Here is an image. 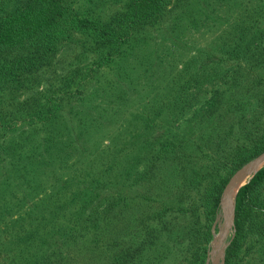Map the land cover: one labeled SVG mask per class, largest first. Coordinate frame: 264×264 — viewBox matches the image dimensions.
Wrapping results in <instances>:
<instances>
[{"label":"rangeland","instance_id":"rangeland-1","mask_svg":"<svg viewBox=\"0 0 264 264\" xmlns=\"http://www.w3.org/2000/svg\"><path fill=\"white\" fill-rule=\"evenodd\" d=\"M128 1L66 0V16L70 24L81 17L113 26ZM23 2L0 0V17ZM113 45L71 30L44 66L0 78V217L5 221L0 218L5 229L0 237L14 233L19 217L36 215L45 201L79 202L86 195L77 200L76 195L103 185L105 177L123 176L133 165L134 173L147 157L163 158L159 147L166 140L177 147L169 157L185 171L230 179L237 171L230 168L231 158L264 132V0H173L119 47ZM12 56L0 57V63ZM40 109L57 111L59 119L32 120ZM39 157L55 163L40 165ZM157 171L161 181L152 187L165 200L177 169ZM125 191L132 196L137 189ZM176 199L167 200L168 206ZM153 211L145 201L128 202L109 228L123 229L119 240L129 242L132 221L147 222ZM69 213L64 224L73 220L74 210ZM77 219L72 231L79 232L67 241V264H110L114 249L104 245L110 236L92 241V226ZM165 219L164 236L146 245L141 262L132 264H188L187 215L173 211ZM224 224L219 202L204 264H212V243ZM232 233L229 229L223 244ZM6 244L0 243V264L35 260L37 250L20 258ZM238 264H264V239L248 240Z\"/></svg>","mask_w":264,"mask_h":264},{"label":"trees","instance_id":"trees-1","mask_svg":"<svg viewBox=\"0 0 264 264\" xmlns=\"http://www.w3.org/2000/svg\"><path fill=\"white\" fill-rule=\"evenodd\" d=\"M172 1L129 0L113 26H103L81 17H75L70 24L66 16V0H24L15 10L0 17V57L14 54L13 58L0 63V78L22 77L34 72L33 68L44 66L48 62V55L56 51L71 30L95 35L102 44L116 43L113 46L119 47L122 40L127 39L138 27L158 17ZM174 1L179 3L182 0ZM58 115L53 109H40L31 118L45 124L58 120ZM159 148V153H164L163 158L147 157L142 169L136 168L134 173L133 165L123 176L118 173L114 177H105L103 185L97 183L96 187H87L83 194L76 195V200L86 195L79 202L71 200L64 206H53L51 202L45 201L39 205L41 208L36 215L19 217L21 223L16 231L9 233V236L0 237V243L6 242L7 249L20 258L37 250L35 260L26 264H67L70 256L67 241L71 240L69 238L74 233L79 232L72 231L79 218L92 226V241L102 242L103 237L110 236L105 239L104 244L109 250L114 249L110 264L140 263V254L146 245H152L153 241L164 236L161 234L162 225L167 226L164 220H167V216L171 218L172 212L176 211L183 216L187 215L189 221V226L184 231L189 238L188 264H204L211 238V223L229 177L216 179L199 169L185 171L183 166H177V160L169 157L170 153L177 151L175 143L170 140H166ZM262 152L264 132L257 136L249 148L238 151L231 158V170L235 172ZM45 153L51 154L47 150ZM40 158L42 157L38 159L40 165L50 167L55 163L48 157ZM162 167L177 169L176 182L166 186L168 195L165 200L152 187L161 181L157 170ZM51 170L52 168L48 171ZM127 186L136 188V193L132 196L126 195L127 191L121 193ZM175 196L178 197L177 204L168 206L166 201ZM131 201L150 203L155 211L147 222L146 219L141 222L134 219L128 229L131 233L130 241H120L119 236L125 231L109 227L116 221L118 209H126ZM73 210V220L64 224L62 219L71 216L69 212ZM0 218L5 223L4 217ZM103 225L107 227H102ZM233 229L234 235L225 250L224 264H238L248 240L264 239V168L238 190L234 202ZM4 232L5 229L0 227V234ZM167 232L172 244V230ZM79 237L72 239L77 240ZM93 246L98 249L99 245ZM1 254L0 251V257Z\"/></svg>","mask_w":264,"mask_h":264},{"label":"water","instance_id":"water-1","mask_svg":"<svg viewBox=\"0 0 264 264\" xmlns=\"http://www.w3.org/2000/svg\"><path fill=\"white\" fill-rule=\"evenodd\" d=\"M261 165H264V152H262L259 156H257L252 162L237 170L232 175L227 185L225 186L220 200V207L225 218V224L222 230L223 238H225L229 229H231L233 232L232 237L234 235V229H233L234 202L238 190L242 186L247 184L258 171L262 170V167L259 168ZM244 178H249V181L244 185H242L241 187H239L237 191H235L234 189L236 184ZM227 246L228 244L225 245L223 244V241L221 242L219 249L212 256V264H218L219 259H221V262L223 264L225 249Z\"/></svg>","mask_w":264,"mask_h":264},{"label":"bare ground","instance_id":"bare-ground-1","mask_svg":"<svg viewBox=\"0 0 264 264\" xmlns=\"http://www.w3.org/2000/svg\"><path fill=\"white\" fill-rule=\"evenodd\" d=\"M264 165H261L259 168H261V167H263ZM248 179L249 178H244V179H242V180H240L237 184H236V186H235V191H237L238 190V188L239 187H241L242 185H244L247 181H248ZM223 241V234H222V231H220V233L219 234H217L216 236H215V238H214V241H213V252H216L218 249H219V247H220V244H221V242ZM213 255V254H212Z\"/></svg>","mask_w":264,"mask_h":264}]
</instances>
